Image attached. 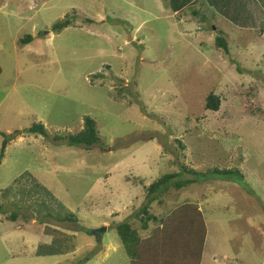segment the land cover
Masks as SVG:
<instances>
[{"label": "rangeland", "instance_id": "1", "mask_svg": "<svg viewBox=\"0 0 264 264\" xmlns=\"http://www.w3.org/2000/svg\"><path fill=\"white\" fill-rule=\"evenodd\" d=\"M252 4L0 0V146L10 139L0 264H130L116 226L149 236L158 223L141 231L135 218L145 188L180 165L196 183L163 194L149 215L194 203L206 230L201 264H264V2ZM209 94L221 100L216 112L205 109ZM85 116L98 144L53 141L79 132ZM33 123L48 136L27 135ZM216 167L243 178L202 177ZM65 211L77 222H58Z\"/></svg>", "mask_w": 264, "mask_h": 264}, {"label": "trees", "instance_id": "2", "mask_svg": "<svg viewBox=\"0 0 264 264\" xmlns=\"http://www.w3.org/2000/svg\"><path fill=\"white\" fill-rule=\"evenodd\" d=\"M70 25L69 21H59L52 25L51 32L56 33L67 28ZM219 35H223L219 32ZM216 47L227 52L226 39L217 36L215 37ZM31 41L30 36L20 39L21 43H28ZM1 72V70H0ZM221 100L214 94H209L205 100V109L216 112L219 109ZM27 135L47 137L46 129L41 123H33L25 132ZM9 138L3 136L0 146V160L4 158V151ZM53 141L65 142L68 147H82L89 149L91 146L99 143V134L96 130V125L93 119L84 117L82 129L75 134L53 136ZM182 148L181 143H178ZM180 170L184 175H197L196 171L188 169L184 165H180ZM181 172L164 174L157 180L153 181L145 188L146 203L142 210L135 214V218L140 222V230H147L149 222H157L158 225L153 228L149 236L141 238L138 230L132 228L128 223H121L116 226V232L126 253L129 258L130 264H200L203 253V238L206 235L204 219L201 210L194 203L184 202L178 205L166 217H161L159 220L154 215H149L151 204L158 200L163 194L169 190H181L189 185L195 184L196 180L181 179ZM207 176H220L234 177L239 176L243 178L238 169H207L202 177ZM184 213V252L180 251L181 246L176 249V228H171L174 218ZM18 217L17 213H11L10 219L15 220ZM48 217V216H45ZM58 222H71L76 223V217L72 213L65 211V213L57 218ZM178 235V234H177ZM193 242L195 244V252L190 253L191 249L188 247ZM178 244V243H177ZM179 250V251H178ZM56 252H48L49 254H56ZM60 254V253H57ZM184 261V262H183Z\"/></svg>", "mask_w": 264, "mask_h": 264}, {"label": "crops", "instance_id": "3", "mask_svg": "<svg viewBox=\"0 0 264 264\" xmlns=\"http://www.w3.org/2000/svg\"><path fill=\"white\" fill-rule=\"evenodd\" d=\"M254 1V4H252V7H254L255 5H258V3L259 2H262V4H263V2H264V0H253ZM251 2V0H249V3ZM192 2L190 1L189 2V4H191ZM249 5V4H248ZM262 6V5H261ZM247 7H249V6H247ZM263 7V6H262ZM173 211V210H172ZM172 211H170L168 214H170ZM167 214V215H168ZM173 223H172V225H171V228H173V229H177L179 232H176V237H179V240L176 238V240L175 241H177V243H176V249L178 248V247H182L181 248V250L180 251H182V252H184V247H183V245L184 244H182L183 243V240H184V213H181V214H179V215H177L175 218H174V221H172ZM178 234V235H177ZM205 238H206V236L203 238V245L205 244ZM191 250V252L190 253H194L195 252V244H193V242H191L190 244H189V246H188ZM203 250H204V246H203ZM179 251V250H178ZM184 262V261H183ZM201 264V263H200Z\"/></svg>", "mask_w": 264, "mask_h": 264}, {"label": "water", "instance_id": "4", "mask_svg": "<svg viewBox=\"0 0 264 264\" xmlns=\"http://www.w3.org/2000/svg\"><path fill=\"white\" fill-rule=\"evenodd\" d=\"M104 231H105V228L103 227V228H99V229L92 231V234L97 236L98 234L103 233Z\"/></svg>", "mask_w": 264, "mask_h": 264}]
</instances>
